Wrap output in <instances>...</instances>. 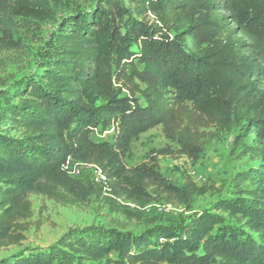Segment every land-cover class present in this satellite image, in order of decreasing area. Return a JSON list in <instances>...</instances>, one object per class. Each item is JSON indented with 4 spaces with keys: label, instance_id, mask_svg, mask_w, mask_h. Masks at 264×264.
Segmentation results:
<instances>
[{
    "label": "trees",
    "instance_id": "trees-1",
    "mask_svg": "<svg viewBox=\"0 0 264 264\" xmlns=\"http://www.w3.org/2000/svg\"><path fill=\"white\" fill-rule=\"evenodd\" d=\"M51 2L0 0V57L22 49L16 31L50 19ZM38 69L15 85L17 104L2 118L0 250L19 242L30 195L75 205L104 194L112 211L139 221L119 199L141 208L153 196L186 203L202 194L190 181L173 186L155 163L123 165L133 139L155 128L191 160L232 128L235 145L253 137L242 154L261 164L238 174L236 198L216 209L250 219L257 238L211 235L217 222L202 216L178 232L69 231L0 264H264V0H97L54 32ZM98 127L111 130V143L91 140ZM69 161L92 166L100 181L70 176Z\"/></svg>",
    "mask_w": 264,
    "mask_h": 264
},
{
    "label": "rangeland",
    "instance_id": "rangeland-1",
    "mask_svg": "<svg viewBox=\"0 0 264 264\" xmlns=\"http://www.w3.org/2000/svg\"><path fill=\"white\" fill-rule=\"evenodd\" d=\"M97 0H54L50 3L51 17L48 20L30 23L27 30L15 32V39L20 40L22 49L17 53L3 54L0 57V128L4 109L15 106L12 98L15 85L40 72L41 62L46 58L50 37L63 22L80 11H89ZM128 7L129 0H121ZM131 50H135L132 46ZM136 68L141 66L134 63ZM114 72V67L110 68ZM5 95V96H3ZM91 109L100 108L103 103L96 95L88 97ZM213 131L210 129L208 132ZM111 130L98 127L91 136L94 142L111 143ZM240 136L237 128L219 133L213 140H206L196 160L181 155L178 147L167 141L160 128L147 131L133 139L124 157L123 165L135 168L141 164L155 163L162 177L177 188L190 181L203 190L202 194L192 195L189 202H167L153 196V200L137 207L131 202L118 200L120 206L128 207L140 213L141 220H128L117 211H112L101 197H92L75 205H61L43 196L30 195L31 215L20 222L19 242L0 250V261L13 255L27 254L31 250L45 249L55 243L69 231H115L129 236L146 234L154 227H161L178 232L181 226L191 224L198 217H213L217 223L211 226V235L225 234L230 240L243 241L256 239L257 234L251 229L248 218L234 216L218 211L221 203L233 202L237 195L233 187L234 178L245 171L259 167L261 160L242 154V147L249 146L253 137L235 145ZM264 149V144L263 147ZM70 176L88 179L98 183V173L93 168L84 167L76 161L67 165ZM115 257H112L114 259ZM83 264H87L86 262ZM210 264H221L213 260Z\"/></svg>",
    "mask_w": 264,
    "mask_h": 264
},
{
    "label": "built area",
    "instance_id": "built-area-1",
    "mask_svg": "<svg viewBox=\"0 0 264 264\" xmlns=\"http://www.w3.org/2000/svg\"><path fill=\"white\" fill-rule=\"evenodd\" d=\"M84 167H88V168H93L92 166H85V165H83ZM94 169V168H93Z\"/></svg>",
    "mask_w": 264,
    "mask_h": 264
}]
</instances>
